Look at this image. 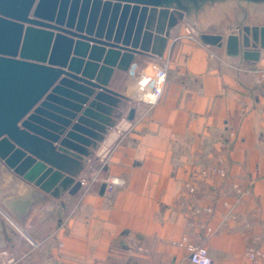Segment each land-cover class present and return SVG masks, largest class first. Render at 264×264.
Masks as SVG:
<instances>
[{
	"label": "crops",
	"instance_id": "obj_1",
	"mask_svg": "<svg viewBox=\"0 0 264 264\" xmlns=\"http://www.w3.org/2000/svg\"><path fill=\"white\" fill-rule=\"evenodd\" d=\"M232 5L174 27L162 58L136 55L141 65L170 63L159 103L140 102L135 78L115 71L110 87L131 102L79 176L92 182L87 191L55 198L0 160V201L23 229L0 218V264H191L186 243L202 241L207 225L213 264H264L248 256L264 252V49L258 61H245L200 38L264 25L263 5ZM212 165L226 178L202 181L195 197L187 195L184 182ZM107 179L120 184L101 192ZM251 181L252 195L238 200L232 183ZM31 192L23 214L7 205L12 199L23 207ZM196 203L213 212L194 215Z\"/></svg>",
	"mask_w": 264,
	"mask_h": 264
},
{
	"label": "water",
	"instance_id": "obj_2",
	"mask_svg": "<svg viewBox=\"0 0 264 264\" xmlns=\"http://www.w3.org/2000/svg\"><path fill=\"white\" fill-rule=\"evenodd\" d=\"M243 2L264 6V0H0V160L55 198L76 194L87 161L131 102L110 87L115 71L127 72L136 55L162 58L172 29L187 18ZM200 38L256 62L264 25L226 37L202 31ZM135 114L129 107L126 119ZM34 198L31 192L23 207L12 199L7 205L23 214Z\"/></svg>",
	"mask_w": 264,
	"mask_h": 264
},
{
	"label": "built area",
	"instance_id": "obj_3",
	"mask_svg": "<svg viewBox=\"0 0 264 264\" xmlns=\"http://www.w3.org/2000/svg\"><path fill=\"white\" fill-rule=\"evenodd\" d=\"M170 68V63L167 60H162L159 63L155 64H145L141 65L140 63L133 61L128 74L131 77H134L136 80L137 89L139 91V101L147 104L148 106H153L159 103L164 95L165 86L168 78V71ZM264 81V73L260 74L259 82ZM120 134L124 133L125 130H119ZM232 134V133H231ZM227 173L225 169L220 165L206 166L199 169L196 173L192 175L187 181L184 182V192L189 196H196L198 194V185L202 181H207L213 178H226ZM98 177L95 176L92 181H97ZM82 186L86 187V191L91 186V181L88 183L85 179H82ZM120 184L118 179H107L106 180V190L112 192ZM252 185L253 181L249 182L247 185H241L239 182L232 183V189L236 193L238 200L252 195ZM225 206H228V203H224ZM192 213L194 215H200L202 213L211 214L213 208L209 205H200L196 203L192 206ZM0 218H2L7 224L13 226L20 232H23L22 227L19 225L14 215L11 213L9 208L0 201ZM211 226L207 225L205 227V234L202 241L193 242L187 241V238L184 237L186 243V249L188 251V259L191 264H213V260L209 254L208 248L206 246V240L208 236L212 233ZM30 242L33 246H36V243L30 239ZM248 256L253 260H263L264 261V252L251 249L248 251Z\"/></svg>",
	"mask_w": 264,
	"mask_h": 264
},
{
	"label": "rangeland",
	"instance_id": "obj_4",
	"mask_svg": "<svg viewBox=\"0 0 264 264\" xmlns=\"http://www.w3.org/2000/svg\"><path fill=\"white\" fill-rule=\"evenodd\" d=\"M231 6H233L232 4L231 5H228L226 7H223L224 9H233Z\"/></svg>",
	"mask_w": 264,
	"mask_h": 264
}]
</instances>
